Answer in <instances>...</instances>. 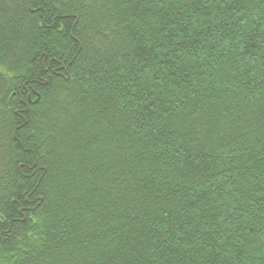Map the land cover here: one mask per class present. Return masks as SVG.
<instances>
[{"label":"trees","instance_id":"16d2710c","mask_svg":"<svg viewBox=\"0 0 264 264\" xmlns=\"http://www.w3.org/2000/svg\"><path fill=\"white\" fill-rule=\"evenodd\" d=\"M0 264H264V0H0Z\"/></svg>","mask_w":264,"mask_h":264}]
</instances>
